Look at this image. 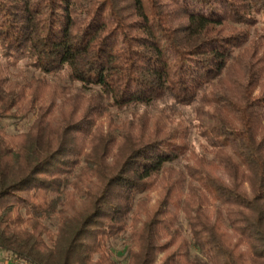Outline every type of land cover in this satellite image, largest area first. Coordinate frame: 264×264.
Returning <instances> with one entry per match:
<instances>
[{"label": "trees", "instance_id": "1", "mask_svg": "<svg viewBox=\"0 0 264 264\" xmlns=\"http://www.w3.org/2000/svg\"><path fill=\"white\" fill-rule=\"evenodd\" d=\"M259 25L264 0H0L3 261L264 264Z\"/></svg>", "mask_w": 264, "mask_h": 264}, {"label": "rangeland", "instance_id": "2", "mask_svg": "<svg viewBox=\"0 0 264 264\" xmlns=\"http://www.w3.org/2000/svg\"><path fill=\"white\" fill-rule=\"evenodd\" d=\"M257 30L259 32H263L264 31V27L262 25H259ZM261 92H262V87H260V88H258L256 90L255 96L260 95ZM160 107H162V105H160L159 108H157V110H152L151 114H153L155 116L156 115L158 116L157 111L160 109ZM181 112L185 113L186 118L190 119V111L189 110H181ZM29 125H30L29 123H23V124L7 123V131L10 132V133L24 132V131H26L28 129ZM173 126L176 127V125H173ZM191 139L193 141H195L194 135L191 137ZM195 143L197 145L198 141H195ZM182 164H183L182 162L179 163V161H178V162L174 163L173 165H171L170 167H172L173 169L178 171L181 168ZM214 173H216V175L220 176L221 178L225 179V175L223 173H221L220 171H216ZM161 179L162 178L158 177V179H157L158 180L157 187L153 191H151L149 193V195L148 194L146 195V198L149 200V206L150 207H156L157 201H159L162 198L163 194H164V189L165 188H163V184H161V182H160ZM111 250H112V258L115 261H117L118 264H124L125 246L122 243V241L121 240L112 241L111 242ZM0 261H3V259H1Z\"/></svg>", "mask_w": 264, "mask_h": 264}, {"label": "built area", "instance_id": "3", "mask_svg": "<svg viewBox=\"0 0 264 264\" xmlns=\"http://www.w3.org/2000/svg\"><path fill=\"white\" fill-rule=\"evenodd\" d=\"M0 264H22L18 260L10 259L8 261H0Z\"/></svg>", "mask_w": 264, "mask_h": 264}, {"label": "crops", "instance_id": "4", "mask_svg": "<svg viewBox=\"0 0 264 264\" xmlns=\"http://www.w3.org/2000/svg\"><path fill=\"white\" fill-rule=\"evenodd\" d=\"M0 258L2 259L3 257L0 256ZM1 259H0V260H1Z\"/></svg>", "mask_w": 264, "mask_h": 264}]
</instances>
